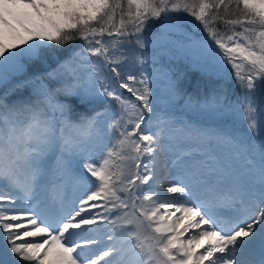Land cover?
Here are the masks:
<instances>
[{"label":"snow or ice","instance_id":"6c2138e0","mask_svg":"<svg viewBox=\"0 0 264 264\" xmlns=\"http://www.w3.org/2000/svg\"><path fill=\"white\" fill-rule=\"evenodd\" d=\"M256 91L264 0H0V264H264Z\"/></svg>","mask_w":264,"mask_h":264},{"label":"rangeland","instance_id":"374dc122","mask_svg":"<svg viewBox=\"0 0 264 264\" xmlns=\"http://www.w3.org/2000/svg\"><path fill=\"white\" fill-rule=\"evenodd\" d=\"M81 41H73V42H70L68 45H66L63 49L59 50L58 52V56L59 58H65L67 55L70 54L71 51H78L79 48H80V45H81ZM125 63H128L127 61ZM185 77V76H184ZM208 82V81H207ZM207 84L208 87H206V90L209 91L210 88L212 87L211 84L209 83H205ZM192 85V83H190L188 80H185L183 78V80L181 81V89L182 90H187L189 88V86ZM197 85H192V89L194 90L196 88ZM231 89H234L231 85H229ZM236 89H234L235 91ZM260 96V92L259 91H256L255 94H254V97H259ZM261 105V106H260ZM260 107H264V99H263V103L262 104H259V99L257 101V111H259L258 108ZM237 119H236V118ZM244 122V119L239 117V115H234L230 120H229V127H232L233 125L235 126L236 130H238L239 132H241L242 134L244 135H248V133L246 132V130H244V125H240V123L243 124ZM238 123V124H237ZM240 125V126H239Z\"/></svg>","mask_w":264,"mask_h":264},{"label":"trees","instance_id":"16d2710c","mask_svg":"<svg viewBox=\"0 0 264 264\" xmlns=\"http://www.w3.org/2000/svg\"><path fill=\"white\" fill-rule=\"evenodd\" d=\"M183 71V70H182ZM185 80H188L190 83H192V85H197L196 88L193 90L192 89V85L189 86V88L186 90L187 93H192V94H201L202 92H205L204 91V85L206 83V79L202 78L198 73H196L195 71H188L184 77ZM239 89H236L234 91V89H231L230 86H229V89H228V94H229V97L231 99H235V97L237 95H239ZM259 99V104H262L263 103V99H264V93H261L260 92V96L259 97H254V107H257V101ZM163 103V101H162ZM182 103V101H181ZM113 106H115V102H113ZM261 106V105H260ZM259 109V108H258ZM240 117V116H239ZM236 118V117H235ZM237 119V118H236ZM238 124V123H237ZM240 125H244V130H246V132L248 133L249 136H252L253 133L247 128V123L246 121L244 120L243 124L240 123ZM239 125V126H240Z\"/></svg>","mask_w":264,"mask_h":264},{"label":"bare ground","instance_id":"6f19581e","mask_svg":"<svg viewBox=\"0 0 264 264\" xmlns=\"http://www.w3.org/2000/svg\"><path fill=\"white\" fill-rule=\"evenodd\" d=\"M257 253H260V254H261V253H263V252H262L260 249H257Z\"/></svg>","mask_w":264,"mask_h":264}]
</instances>
